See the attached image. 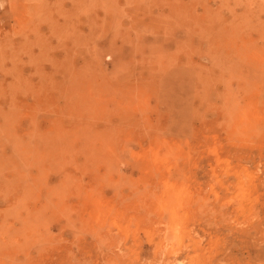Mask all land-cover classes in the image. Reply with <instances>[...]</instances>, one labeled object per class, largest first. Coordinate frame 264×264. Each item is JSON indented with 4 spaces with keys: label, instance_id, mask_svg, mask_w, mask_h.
<instances>
[{
    "label": "rangeland",
    "instance_id": "obj_1",
    "mask_svg": "<svg viewBox=\"0 0 264 264\" xmlns=\"http://www.w3.org/2000/svg\"><path fill=\"white\" fill-rule=\"evenodd\" d=\"M0 264H264V0H0Z\"/></svg>",
    "mask_w": 264,
    "mask_h": 264
}]
</instances>
